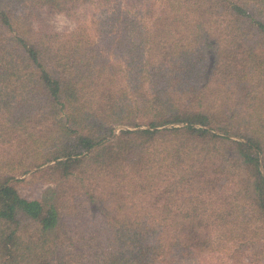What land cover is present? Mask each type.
<instances>
[{"label":"trees","instance_id":"1","mask_svg":"<svg viewBox=\"0 0 264 264\" xmlns=\"http://www.w3.org/2000/svg\"><path fill=\"white\" fill-rule=\"evenodd\" d=\"M0 264H264V0H0Z\"/></svg>","mask_w":264,"mask_h":264},{"label":"rangeland","instance_id":"2","mask_svg":"<svg viewBox=\"0 0 264 264\" xmlns=\"http://www.w3.org/2000/svg\"><path fill=\"white\" fill-rule=\"evenodd\" d=\"M40 16L41 20L39 22V25L47 24L56 31H70L75 27L76 22L71 19L67 14H65V12L53 10L48 6H43L40 9ZM35 25H37V23ZM118 128L120 127L118 126ZM23 177H28V174L23 175L21 178ZM48 185L50 184L42 181L33 180L31 182L28 181L25 183H20L18 185V188L22 196L28 199H34L40 197L41 193Z\"/></svg>","mask_w":264,"mask_h":264}]
</instances>
